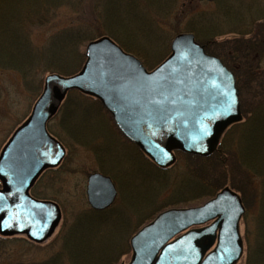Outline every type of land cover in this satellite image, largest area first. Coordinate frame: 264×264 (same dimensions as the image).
Instances as JSON below:
<instances>
[{"label":"water","instance_id":"95a60500","mask_svg":"<svg viewBox=\"0 0 264 264\" xmlns=\"http://www.w3.org/2000/svg\"><path fill=\"white\" fill-rule=\"evenodd\" d=\"M85 57L76 74L46 75L31 113L0 151L1 236L24 234L43 243L60 224L58 204L29 192L65 157L47 124L69 91L95 97L120 133L161 169L174 164V150L212 155L223 131L242 118L233 72L206 54L192 33L177 34L168 57L148 71L108 36L90 41ZM87 180L93 210L114 203L112 179L94 172ZM243 212L238 194L228 187L200 206L166 209L130 238V259L121 264H235L243 250L238 224Z\"/></svg>","mask_w":264,"mask_h":264},{"label":"trees","instance_id":"16d2710c","mask_svg":"<svg viewBox=\"0 0 264 264\" xmlns=\"http://www.w3.org/2000/svg\"><path fill=\"white\" fill-rule=\"evenodd\" d=\"M186 1L188 2V0ZM247 5L250 7L248 12H251V9L255 10L264 7V4L259 0H215L213 2L214 10L211 13L197 12L192 14L193 18L189 17L183 28H175L170 34L171 36H167V39L164 34L160 33H154L146 39L143 38V32L152 28L148 19L166 18L172 15L173 17L185 16L183 14V6H180L177 0H0V56L3 58V61L2 58L0 60V68L18 71L22 76L24 88H28L27 90L33 91L37 84L39 86L37 94L39 95L44 75L49 73H59L63 76L72 75L82 68L81 66L85 61V51L83 49L86 48V44L89 41L95 40V38L109 36L126 52L134 54L147 68L152 69L168 56L170 40L173 36L179 32H191L195 35L196 41L204 46L208 54L210 53L223 60L230 70L236 72L233 63L224 60L223 50L214 48L212 44L222 36L229 35L242 39L241 37L248 35L249 37L252 36V38L247 40L248 45L244 47V55L239 59L240 65L237 70L240 73L244 70V76L251 82L254 77L259 79L264 76L263 72L260 75L257 66L258 61L255 58L260 55L257 51L258 48H255L258 41L252 43V39L256 37V40L260 39V36L262 37L260 42H264V13L259 14L254 20L249 18V31L245 30V28H239V24L235 23L229 25L230 30L227 32L215 23L219 20L215 18H219L220 14L225 19H228V17L237 18L239 15L242 17H239L241 19L240 22L242 20L246 21L248 12L243 10V7ZM63 6L72 11L74 15L73 22L54 32L48 37V42L44 46L39 47L31 43L26 31L35 28L44 29V26L45 29L53 28L55 12L63 8ZM132 35L137 36L136 41L132 40ZM147 40L158 43L155 47L157 51L145 49ZM234 48L237 49V46H234ZM160 50L162 51L160 52ZM238 50L241 52V49ZM244 81L241 78V84H238L240 93L243 92L244 85H246ZM263 85V82H260V84L259 81L254 82V88L257 86V90L254 92H257L259 88V95H255L258 99L257 102L251 109H243L244 123L235 124L230 128H237L236 131L239 137H244V135L249 137L245 140L244 156L250 155L251 160H253L252 158L257 160L250 166L251 168L248 166H245V168L260 172H264V161L260 160L264 159V89H261ZM249 87L250 85L244 90ZM65 99L59 108L60 112L63 109V114L60 117L64 121V129L62 130L70 139H76L78 142L83 143L81 145L86 148L89 147L88 149L92 150L97 159L102 160L104 164V167L100 168L101 173L109 175L118 184L117 177L112 175L115 167L114 163L112 165L107 160L115 162V159H118L116 144L119 143L118 146L120 147L122 145L134 146H131L120 135L114 126L112 117L108 115L98 101L75 91L68 93ZM94 105L109 117L111 127H113V129L110 128L111 131L115 132L120 137V141L125 142V144L117 142V139L115 140L112 134L108 135L110 144L107 143L108 140L105 134L101 133L103 128L98 122L94 121L95 118L91 114L93 113V108L91 107H94ZM48 130L62 140L51 128L50 124L48 125ZM101 145V148H95ZM134 149L137 155L144 160L143 163H139V160L138 164H142V168L153 173L152 177L154 178L150 180L151 183H148L147 186L145 185L146 190L153 189L155 192L156 186L165 189L167 183L164 181L163 175L168 169L160 170L152 165L136 147ZM114 151L115 153H113ZM214 155H216V160L221 159L218 152L214 153ZM214 155L211 157L213 158ZM120 160L122 162L124 160V163L131 161L121 157ZM122 162L120 161V163ZM55 170L51 169L45 173ZM150 173L143 175V177L147 176L150 178ZM201 176H203L201 173H184V176L177 182V192L182 185L187 190L184 195H179V193L176 195L177 192L173 193L174 197H186L192 193L200 194L190 201L181 203V205L178 204V206H195L203 200L202 198L206 201V199L213 197L216 191L223 188L222 186H217V184H211V181H217L215 175L211 177L214 181L212 179H203ZM133 177L135 176L133 175ZM133 180L135 179L133 178ZM151 184H153V187ZM30 193L38 199H49L45 192L42 190L37 191L35 187L31 189ZM125 193L121 194L120 192L114 205L104 210V212L93 211L87 207L83 209V212L78 213L70 223H64L60 231L62 246L59 251L44 262L35 264H66V262L70 264H118L121 262V257L127 256L131 252L129 238L140 226L153 219L152 213L157 209L153 208L157 202L155 194L150 197L147 196L148 194L145 195L142 199L143 204H138V206L136 204L138 203V198L135 197L137 201H133L128 196V193ZM134 193L135 191L131 195ZM148 207L153 208L152 212L149 215L145 214V217L141 218L140 216L143 215V212ZM135 218L142 220L135 223ZM247 262L264 264V253L250 254Z\"/></svg>","mask_w":264,"mask_h":264},{"label":"rangeland","instance_id":"374dc122","mask_svg":"<svg viewBox=\"0 0 264 264\" xmlns=\"http://www.w3.org/2000/svg\"><path fill=\"white\" fill-rule=\"evenodd\" d=\"M177 1L180 6H183L184 9L183 14H185V16L173 17L172 15L171 17H166V18L148 19L150 26L152 25V28H150L151 30H145L143 32V38L148 39V36H151L154 33H160V34H164L165 38L167 39V36L170 37L171 36L170 34L175 28L177 27L183 28L185 23L187 22V19L189 17L193 18L192 14H196L197 12L208 14L214 10L213 2H201L198 0L195 1L188 0V2L186 0H177ZM259 1H261L262 4H264V0H259ZM249 8H250L249 5H247L243 7V10L248 12ZM261 13H264V7L255 10L251 9V12H248V14H246V16H248L247 20L246 21L242 20L241 22H240L241 20L240 18L242 17H240L239 15L237 18L228 17V19H225L222 17V14H220L219 18H215L217 20L219 19L215 23L216 25H219L220 28L226 30L227 32L230 30L229 25H233L235 23L239 24V28L242 29L245 28V30L249 31L250 29L249 18H252L251 20H254ZM54 17H55L54 19L55 24L53 28L45 29L44 26L43 27L44 29L35 28L33 30L29 29V31H26L28 32V39L31 41V43L39 47L44 46V44L48 42L47 40L48 37H50L57 30L64 28V26L70 24L74 20V15L72 14V11L65 6H63V8L58 9L55 12ZM228 36L226 35L219 37L216 40V42L212 44V46L214 45L213 46L214 48L216 49L220 48V50H223L224 60L226 61L228 60L229 63L230 62L233 63L236 70V72L234 73L237 80V87L238 84L239 85L241 84V78L245 80L244 83L246 85H244V88L242 86L243 92L240 93V100H241L240 110H242V120H243L242 123H244L243 109L245 110L251 109V107L258 100L255 95L257 96L259 95L258 93L259 88L257 92H254L257 90V86L254 88L253 84L255 81L257 82L259 81V84L260 82L264 83V76L263 77L261 76V78L259 79L254 77V79L250 82V80L246 78V76H244L245 74L244 70H242L241 73L240 71L238 72L237 70L240 65L239 59L241 58V56L244 55L243 54V50H245L244 47L248 45L247 40L252 38V36L249 37L248 35L247 36L244 35V37H241L242 39H238L237 37L234 36H229V37ZM256 38L252 39L253 40L252 43L254 41H258V43L255 45V48H258L257 51L260 53V55L256 56L255 58L258 61L257 66L259 68L260 75L262 72H263L262 74L264 75V42L263 41L260 42V40H262L261 36L259 37L260 39L256 40ZM135 39H137V36L132 35V40L136 41ZM157 44L147 40L145 44V49L149 51H157L155 48ZM234 46H237V49H235ZM238 49H241V52ZM83 51H85V48L83 49ZM161 51L162 50H160V52ZM1 58L2 57L0 56V60ZM44 77H46V75H44ZM249 85L250 87L244 90ZM255 85L257 84L255 83ZM38 87L39 86L36 84V88L34 89L36 94ZM27 89L24 88L22 76L18 71L16 70L12 71L10 69L0 68V150L6 144L5 142L8 140V138L13 133V131L18 127V125L24 122V120L31 113L32 106L34 105L38 94L36 95L34 90L30 91ZM261 89H264V85ZM91 108H93V113L91 114L93 115V118H95L94 121L98 122V124H100V126L103 128L104 131L102 130L101 133L105 134L107 140H108V135L112 134L115 140L117 139V142H120V144L121 142L122 144H125V142L120 141L121 140L120 137H118V135H116L115 132L113 133L111 131L113 127H111V121L109 120V117H107V115L100 108L98 109L96 105H94V107ZM62 114H63V109L62 112L58 111L56 116L49 121L48 125L50 124L51 128L55 131V133L58 136H60L64 141L63 142L62 140L58 139L49 130L50 133L57 140H60V142H62L63 145L65 143L64 146L66 148L67 154L62 160L61 166H59L58 168H54L56 169L55 171L45 173L43 176H41L40 180L37 181L38 183L34 186L37 191L42 190L43 192H45L47 196H49V199L59 203L62 212V219L60 221L61 223L55 229L54 234L41 244H36V243L33 244L30 241H28L25 236H13V237L0 236V264H35V263L44 262L45 260L51 258L52 256L55 255L57 251H59V249L62 246L60 231L64 223H70V221H72L74 217L78 215V213L83 212V209L89 207L88 200H86V190H85L87 184L86 178L90 173L95 171H100L101 170L100 168L104 167V164L102 163V160L97 159L95 153L92 150L90 151L88 149L89 147L86 148L84 145H81L83 143L78 142L76 139H70V137L66 135L64 130H62L64 129V121H62L63 119L60 118ZM236 130L237 128L235 129L234 127L233 129L227 130L226 133L224 134V137L221 140V146L215 152V153L218 152L220 154L221 159L216 160L215 159L216 155H214L213 158L211 157L212 158L211 159L210 157L202 158L196 155H189L186 153L176 152L175 154L176 160L174 161V164L170 168H168V171H166L165 174L163 175L164 176L163 179L164 181H166L167 187L163 189L162 187L159 188L158 186H156L155 192L153 189L152 190L148 189L149 191L146 190L147 184L151 183L150 180L154 178L152 177L153 173L151 171L146 170L145 168H142L141 167L142 164H138L139 160H140L139 163L141 162L143 163L144 160H142V158L137 155V152L135 151L134 147H130L128 145H122V147H120L118 146L119 143L116 144L115 148L117 149L116 155L118 159H115V162L111 160L110 161L107 160V162L112 165L114 163L115 167L112 172V175L117 177L118 184H116V186L119 189V194L120 192L121 194L123 192H126L125 194L128 193V196L133 201H135L136 200L135 197H137L138 203L135 202L137 205L143 204L142 199L145 197V195L148 194L147 196L150 197L151 195L155 194L157 202L153 208L154 209L157 208V209L154 213H152L153 216H155L158 212L165 211L169 207L172 208L176 207L178 206V204L181 205V203H185L186 201L192 200V198H194L196 195L197 196L200 195L199 193L196 194L192 193L186 197L173 196V193L177 192L178 189L177 182H179V180L184 176V173L186 174H191L192 172L193 174L201 173L203 175L201 176L203 179L205 178L212 179L213 181L214 179L211 177L215 175L217 181L216 182L211 181V184L213 185L217 184V186L219 187L220 186L230 187L236 193L237 192L241 193L243 198L244 196H246V192H248L246 197L248 199V202L247 200H244V203L246 204V208L244 212L245 214L239 223L240 234L243 237L242 239L244 244V251L240 261H238L236 264H251L252 261L249 263L247 262L249 256L247 254L248 249L246 250V248L253 247L252 243L255 240L253 233V226L257 221L259 212H258V202L257 201L252 202V200H255V198L253 199V197L250 198L248 196L249 194L252 193L251 191L256 190V188L258 187L261 181L260 178L258 177L257 178L252 177L253 175H251L249 170L245 168V166L250 167L257 159L255 160L254 158H252L253 160H251L250 155L244 156L243 150L245 147L246 139L243 138L245 137V135L244 137L243 136L239 137L237 135ZM73 135L74 134H72V136ZM245 138H249V137H245ZM107 143L110 144L109 140L107 141ZM101 147L102 145L100 147H95V148H101ZM113 153H115V151ZM120 157L131 161H127V163H124V160L122 162V160H120ZM260 160L264 161V159H260ZM120 161L122 163H120ZM148 173H150L149 175H151L150 178L147 176L143 177V175H147ZM133 175L135 177H133ZM131 176L135 180H133ZM151 185L153 187V184ZM186 190L187 188L185 187L183 188L182 185L179 191L176 193V195L178 193L179 195L180 194L184 195ZM134 191L135 193L131 195V193ZM202 199L203 200H201L196 205L201 204L204 201V198ZM153 208L150 207L146 208L145 211L143 212V215H141L140 217L141 218L145 217V214L149 215L152 212ZM133 215L135 216V214ZM141 220L142 219L140 220L136 219L135 223L136 221H141ZM130 254L131 252L128 253L127 256H122L121 262L123 261L127 262L130 257ZM66 264H70V263L66 262Z\"/></svg>","mask_w":264,"mask_h":264},{"label":"flooded vegetation","instance_id":"af4514ba","mask_svg":"<svg viewBox=\"0 0 264 264\" xmlns=\"http://www.w3.org/2000/svg\"><path fill=\"white\" fill-rule=\"evenodd\" d=\"M245 137H247V136H245ZM245 137L243 139H248ZM249 172L251 173V175H253L252 177L260 178L261 182L259 183L258 187L256 188V190H255L256 192L251 191L252 193L249 194V196H248L250 198L253 197V199L255 198V200H252V202H256V201L258 202V212H259V215L257 217V221L255 222V225L253 226V233H254V237H255L254 238L255 240L252 243L253 247H247L246 248V250L248 249L247 250L248 256L250 254L264 253V172H260L258 170H256V171L249 170ZM257 190H258V193H257ZM247 193L248 192H246V196H244V198H243L242 194L239 193L240 198H241V202L244 204L245 208H246V204L244 203V200H247V202H248V199L246 198Z\"/></svg>","mask_w":264,"mask_h":264}]
</instances>
